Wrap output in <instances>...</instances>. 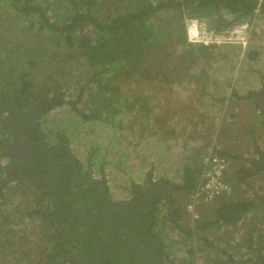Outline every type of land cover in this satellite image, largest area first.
Segmentation results:
<instances>
[{"label":"trees","instance_id":"16d2710c","mask_svg":"<svg viewBox=\"0 0 264 264\" xmlns=\"http://www.w3.org/2000/svg\"><path fill=\"white\" fill-rule=\"evenodd\" d=\"M259 3L260 0H0V161L10 159L4 145L10 138L8 105L11 100L23 110L50 102L44 113L52 114L62 109L71 113V119H78L87 127L100 125V128L104 126L115 135H121L114 139L117 147V151H114L119 157L103 164L96 163V169L103 170L99 176H104L106 163L117 166L122 156L134 158L132 151L138 148V143H132L123 129L132 124L135 131L130 135H138L140 123L135 117L136 113H150L153 110L151 95L146 93L150 86L155 83L163 87L174 86L182 81L183 74L195 69H201L208 77L211 68H202V62L218 60L220 65L217 71L223 68V75L228 74L227 83L219 92L224 95L220 102L226 100L224 91L230 87L240 50L234 47L188 45L183 26L185 17L206 18L214 29H223L243 20H254L253 13ZM263 16L264 11L255 19L261 31L264 30ZM258 35L254 30L252 39L257 40ZM252 44L251 40L250 47ZM44 81L47 83L46 89L43 87ZM217 83H221V80L218 79ZM237 95V98H251L253 93L247 91L245 95H240V92ZM163 117L168 118V114L164 112ZM160 125L166 127L167 132L171 128L164 120ZM47 138L45 141H48ZM149 142L152 146L160 147L162 152L160 156L148 160L149 165L156 168L170 162L166 172L176 173L177 177L167 175L158 179V171L151 168L147 175L140 178L142 183L147 180L164 182L173 188L171 197L172 194L192 195L199 183L201 166L197 168L191 165L192 156L189 157L184 150L157 145L155 139ZM248 163V168L241 169L236 177L240 186L264 173V157L259 167L254 165L257 162ZM140 167L139 170H142L147 166L141 163ZM6 171L7 164L5 166L2 162L0 201L6 202L4 195L5 192L9 193L13 209L26 207L24 212L29 222L26 224L27 232L23 233L20 224L2 215L3 229L22 244L18 248L14 244L0 246V252L5 257H15L20 249V254L30 256L37 251L33 247L40 246L39 249H42L43 243H51V247L45 246L48 249L44 259L33 258L38 259L36 264H54L56 256L61 255H65L67 264H70L66 246L68 243L74 244L75 238H81L80 234L76 230L72 233L62 232L69 222L59 225L63 228L58 235H54V230L51 233L52 227H46L36 234L34 231L40 229L42 223L50 221L46 213L50 205L42 208L43 200L36 196L38 192L16 179H8ZM137 178L130 179L127 193L134 191L138 185L135 183ZM23 190L34 196V202H30ZM181 209L182 206H176L170 214L168 204L162 199L157 200L154 206L151 230L163 229L167 222L165 230L169 227L171 233L180 231L182 234L178 241L168 237L172 248L177 249L176 245H181L179 249L185 250L192 258H198L201 253L199 258L204 260V264H247L255 259L264 263V226L261 225V222L264 224V193L243 199H221L210 215L201 213L202 217L194 229L180 225ZM163 211H166L164 218ZM253 213L255 216L261 213L262 217L254 220L253 227H249L243 221L255 219L251 216ZM32 222L37 226L36 230L31 227ZM239 226L250 230L246 244L242 247L240 242L228 251L219 248L218 243L222 239L232 242ZM71 227L80 228L76 224ZM225 227L232 228V236H225ZM23 236L25 242L21 241ZM66 236L67 240L64 239ZM80 247L74 245V248ZM243 252L248 253L245 255ZM218 253L226 260L211 259ZM63 264L66 263L63 261Z\"/></svg>","mask_w":264,"mask_h":264},{"label":"rangeland","instance_id":"374dc122","mask_svg":"<svg viewBox=\"0 0 264 264\" xmlns=\"http://www.w3.org/2000/svg\"><path fill=\"white\" fill-rule=\"evenodd\" d=\"M258 30L259 28L257 27L256 32L259 33L260 30ZM230 47L237 48L236 46ZM218 65H220L218 60H205L202 62V68H211L208 70V77L204 74V72L201 71V69H195L183 74L182 81L179 84H175L174 86L170 87H163L160 83H155L154 85L150 86L148 90H146V93L151 95L152 104L150 103V105L153 106V110L150 113H144L143 111H138L136 113L135 117L140 123V126L137 127L138 135H130V133L133 134L135 131L132 124L126 125L123 129V132H125L124 134L128 135V138L132 140V143H138V148L133 149L132 151L135 155L134 158L127 156V160L125 156H122L117 166L111 165L110 163H106L105 165V174L103 173L104 176L102 177L106 180L113 199L125 196L126 193L124 194V191H127L126 189L131 183L130 179H133L137 176L138 178L135 180V183H142V179L140 178H143L145 175H147L146 172L151 168H154L155 171H158L156 176L158 179L159 177H166L167 175H171L173 178L177 177V175H175L176 173L166 172L168 165L171 164L170 162L156 168L153 165H149L148 160H153L162 153L160 147L149 144L151 139H155L157 145H164L168 148L178 151L184 150L188 152L189 157L192 156L190 154L194 153L195 156H192L191 165L193 162L197 168L200 166L203 153L199 150H196L195 145H197L199 139L208 143V138H210L212 135H216L219 127L217 124L220 122L224 124V126L221 128V131H219L221 133L220 135H241L239 139L240 143L235 150V152H240H237L236 156L241 155L244 151L250 150L257 145H264V135L261 133V127H258L260 116H258L257 121L249 123L248 119L244 120V116L247 117L245 109H241L236 106L238 101L237 93L240 91H236L235 93L234 90L230 91L228 87L224 91V93H226V100L224 102H220L224 98V95L220 94L219 92L223 89V86L226 85L227 82H225V80L228 74L223 75V68L217 71ZM258 69L259 64H252L251 66H248V69L245 70L247 72L244 71V80L246 81L242 83V86H246L249 84V82L253 81L251 75L258 77ZM231 74L229 75L231 76ZM218 79L221 80V83H217ZM233 79H235V71L229 82L230 89L232 88L231 83H234L235 81H233ZM43 87L44 89L47 88V83L45 81L43 82ZM71 93L73 94V92ZM236 110L239 111L240 116L236 113ZM252 110L253 109L251 108L249 109V111ZM164 112L168 114V118L163 117ZM223 113L224 115L222 117ZM234 113L237 114L235 115L236 117L234 116ZM70 116V112L62 109L55 110V112L52 114L44 113L43 117L40 118V125L44 134L48 136L47 140L52 141L50 143H59L61 138L64 139V141L68 143L71 153L77 157L81 163H83V166H91L92 170L97 174V176H99L100 172L102 173L103 170H97L96 163L99 162V164H103L112 158L119 157L116 153L117 147L114 144V139L120 138L121 135H115V133L110 131V128H106L104 126L100 128V125L96 126V128L87 127L80 121H77L78 119L76 121L71 119ZM146 116L148 117V120H146ZM228 116L232 119H235L236 121L234 120V123L232 124H228V122L225 121L222 122L223 120H227ZM238 116L239 120L237 121ZM163 120L166 121V125H170L171 127L168 132L166 127L160 125V122H163ZM59 131L60 133L57 134ZM117 131H120V129ZM140 137L143 138L139 139ZM224 154L228 160L229 154L233 157L235 156V154H233L231 151L224 152ZM146 156L147 159H145ZM141 163L147 167L139 170L141 169ZM235 167L238 171L242 167V164L236 162ZM262 181H264V178L262 175H259L252 178V180L249 182V190H253V192H251V196H260V194L264 193V187L262 186L264 185V182ZM258 182H260L262 185H260ZM228 184L232 186L233 182L231 181ZM193 194L194 193H192V195L190 193L180 195L172 194V208H175L176 206H182V218L185 222V217L182 214L185 211L186 221H188V223L190 220L188 219L189 214L186 212V210L187 206L191 204L190 201L192 200ZM36 196L39 198L38 195ZM5 199L6 202L0 201V215H5L7 218L11 217L13 222L20 224L21 231L26 233V224L29 222L27 217L24 218V215H26L24 212L26 207H22L21 209L18 207L19 210L13 209V204L10 203L9 196L5 195ZM43 203L45 202H41V207L44 206ZM202 205L205 204H201L200 207ZM47 207L48 206L46 205V208ZM200 207L199 212L203 210L200 209ZM10 209L14 210H11L13 214L10 213ZM206 210L208 211V214L210 210ZM164 213L166 214V211H163L162 218H164ZM255 220H257V218ZM167 225L168 224L166 222L163 229L162 227L160 228L164 230ZM180 225L184 226L181 221ZM253 225L254 224L249 223L248 226L253 227ZM261 225L264 226L262 222ZM31 227L37 228L33 222ZM41 227H52L53 230L56 229L55 224L51 221L42 223ZM186 227L191 228L188 224H186ZM3 228L4 221L1 219L0 246L6 247L8 245L14 244L16 248H18V246L22 243L16 242L12 234ZM65 229L72 230L74 228L69 225ZM65 229H63L62 232L67 233ZM161 229H159V231ZM42 230L44 229L40 228L34 232L39 234ZM4 231H6V233H4ZM249 231L250 230H248L246 227L243 229L239 228L232 242H227V239H222V242L220 240L218 243V247L221 249L226 248L225 250L228 251L230 248L236 246V244L240 242H242L243 247L248 241L247 238L250 237V234H248ZM77 232L80 234V236L83 235V233L80 231ZM161 232H159V234H161ZM58 233H61L60 229L58 230ZM164 233H168V237H172L174 241L180 240L182 236L180 231L171 233L169 227L164 231ZM225 236L229 235L225 234ZM24 237L25 236H23V239L21 240L22 242H25ZM210 240H213V238H210ZM163 242L165 244V250L168 252L167 255L171 260H174L175 264H204V260L199 258L201 257V253L198 254V258H192L190 255L185 253V250L179 249L181 245H176L177 249H174L168 245L166 240H163ZM45 246L51 247L52 244L43 243L44 248L42 247V249H39L40 246L33 247L37 251L30 256L27 253L20 254L22 252L20 249H18V252H16L17 254H15V257L12 255H10V257H5L3 256V253L0 252V264H36L38 259L33 260V258L37 257L39 259H44L46 257L48 248ZM214 251H212V253H216ZM246 253L248 252H243V254L247 255ZM56 258L57 259L54 261V264H63V261L66 264L68 263V259L65 255H61L59 257L56 256ZM179 258L180 260H178ZM211 259H217L219 261L226 260L221 255H219V253L213 256ZM241 259L243 260V258ZM237 261L240 260L238 259Z\"/></svg>","mask_w":264,"mask_h":264},{"label":"flooded vegetation","instance_id":"af4514ba","mask_svg":"<svg viewBox=\"0 0 264 264\" xmlns=\"http://www.w3.org/2000/svg\"><path fill=\"white\" fill-rule=\"evenodd\" d=\"M8 106L10 138L4 145L10 156L7 177L37 191L45 204L50 205L46 213L56 226L54 235L63 228L59 225L66 222L69 223L64 229L73 224L80 227L65 229L67 233L74 230L83 233L81 238H75L74 244L66 246L70 264H143L145 253L133 242L143 245L147 264H175L163 248V240L169 234L164 233L165 229L151 230L157 200L167 203L170 214L173 213L172 187L147 180L136 185L133 192L124 191L125 196L113 199L106 180L97 176L91 166L84 167L64 139L54 144L45 141L39 119L48 102L25 110L14 100ZM1 218L2 215L0 222ZM74 245L81 247L77 249ZM247 264L264 263L255 259Z\"/></svg>","mask_w":264,"mask_h":264},{"label":"crops","instance_id":"0c3cea01","mask_svg":"<svg viewBox=\"0 0 264 264\" xmlns=\"http://www.w3.org/2000/svg\"><path fill=\"white\" fill-rule=\"evenodd\" d=\"M260 18H262V17H260ZM263 18H264V16H263ZM252 41H253V44L249 48V51L247 52V55L244 58L241 56V53L239 52V58L236 60L238 66L235 67V81H234V83H231L232 88L230 89V87H229V90L230 91L234 90L235 93H236V91H240V95H245V93H247V91H250L253 93V96H251V98H243V97L237 98L238 101H237V103L236 102L235 103L237 104L236 105L237 107H239L241 109H243V108L245 109L247 117L244 116V120L248 119L249 123L257 121L258 116H260V122L258 123V127L259 128L261 127V130H262L261 133L264 135V116H263V113H264V81H263V79H264V30L263 31L260 30L257 40L252 39ZM224 47H230V46H224ZM236 49L239 50L238 48H236ZM251 55H253L254 57H251ZM240 59H241V61H240ZM252 64H259V69H258L259 70V75H258L259 78L251 75V78L253 79V81L249 82V84H247L246 86H242V83H244L246 81V80H244V78H245L244 71L246 69H248V66H251ZM244 65H245V69H244ZM245 72H247V71H245ZM237 82H239V83L237 84ZM250 108L253 110L249 111ZM236 113L239 115L238 110H236ZM237 114L234 113V116ZM223 115H224V113L222 114V117H223ZM239 116L237 117V121L239 120ZM234 120L235 119H232L231 117L228 116L227 120H223V121L221 120V121L222 122L225 121V122H228V124H232V123H234ZM244 122H246V121H244ZM217 125H219V127H218L216 135H212L210 138H208V143L203 142L201 139H199L197 145H195V148H196V150H199L203 153V157H202L201 163H200L201 170H203V166H202L203 158L207 154L208 150L213 148L218 154H220L224 157H226L224 152H227V151L233 152V154H235L234 157L230 154L228 155V158L230 161V167L228 168V171L225 174L226 183H229L232 181L233 184H232V186H230L228 184L230 186V192L228 194L222 195L221 197H219L217 200H215L212 203L202 205L200 207V209H203V210H201L200 216H201V213H203V212H205L207 214L208 211L206 209L210 210L209 213L207 214V215H210L214 205H216L221 199H228V198L243 199V198L251 197V192H253V190L252 189L249 190L250 189L249 182L252 179L247 181L246 185L240 186L237 183L236 177L238 176V172L241 169L248 168V166H249L248 162H251V161H252V163L257 162L254 165L259 167L260 166L259 162L264 157V145L263 146L257 145L250 150L244 151L241 155L236 156V153L240 152V151L235 152V150H236V147H238V145L240 143L239 139H240L241 135H220L221 133L219 131H221V128L224 126V124L220 122ZM233 132H235V131H233ZM181 139H182V137H181ZM178 141H181V140H178ZM190 155L195 156L194 153H192ZM234 159H236V160L233 161ZM236 162H238L239 164H242V167L238 171L235 167ZM192 165L195 166V164L193 162H192ZM201 173H202V171H201ZM259 175H262V177L264 178V173H260ZM259 175H257V176H259ZM262 182H264V181H262ZM258 183H260V182H258ZM260 185H262V184L260 183ZM262 186L264 187V185H262ZM197 187H198V185H197ZM197 187H196V189H197ZM183 208H184V204H183ZM251 216L254 217L255 219L262 217L261 213H260V216H259V213H257L256 216L253 213V214H251ZM255 219H253L250 222L243 221V223H246V224L253 223V221ZM184 224H186V221L184 222ZM244 227L245 226H239L238 228L243 229ZM223 233L227 234V235L229 234L230 236H232L233 235L232 228L225 227V230Z\"/></svg>","mask_w":264,"mask_h":264},{"label":"built area","instance_id":"2783aa9c","mask_svg":"<svg viewBox=\"0 0 264 264\" xmlns=\"http://www.w3.org/2000/svg\"><path fill=\"white\" fill-rule=\"evenodd\" d=\"M263 3L264 0H260L256 7L253 13L254 20H243L223 29H214L210 24L211 21L206 18H186L184 24L188 43L203 47L237 46L244 58L250 47L253 32L257 29L255 19L260 14ZM202 166L198 187L190 201L191 204L187 206L192 223L200 218L199 206L201 204L212 203L230 192V186L225 181V174L230 167V162L226 157L212 148L204 156Z\"/></svg>","mask_w":264,"mask_h":264},{"label":"clouds","instance_id":"9594fccd","mask_svg":"<svg viewBox=\"0 0 264 264\" xmlns=\"http://www.w3.org/2000/svg\"><path fill=\"white\" fill-rule=\"evenodd\" d=\"M263 6H264V3H263ZM262 6V7H263ZM189 17H193V16H187V17H185V19L186 18H189ZM199 18V17H198ZM185 19H184V22H185ZM184 22H183V26L185 27V24H184ZM185 30V34H186V29H184ZM186 37H187V34H186ZM187 42V44L188 45H190L189 43H188V40L186 41ZM190 46H193V47H203V46H194V45H190ZM2 162H4V164H5V166H6V164H7V161L5 160V159H2L1 161H0V165H1V163ZM200 180V179H199ZM155 182V181H154ZM164 183V182H163ZM140 184V183H139ZM199 184V183H198ZM13 185V184H12ZM5 192V191H4ZM23 194L25 195V194H27L28 195V198H29V200H30V202H34V196L33 195H31V193H27L26 191H24L23 190ZM5 195H7V196H9V201H11L10 203L12 204V200H11V195L9 194V193H6L5 192ZM5 195H4V198H5ZM2 195H0V197H1ZM43 205L46 207V204L45 203H43ZM200 207V206H199ZM42 208H44V207H42ZM186 212H188V210H186ZM200 213V212H199ZM188 214H189V212H188ZM183 215H184V217H185V221H186V216H185V212L183 213ZM5 216V215H4ZM25 217H26V215H25ZM200 218H201V216H200ZM199 218V219H200ZM188 219L190 220V222L188 223V221H186V224H188L192 229H194V227H195V224H196V222L199 220H197L196 222H194V223H192L191 222V218H190V215H188ZM181 222L184 224V220H183V218H182V215H181ZM185 224V225H186ZM165 240H166V242L168 243V245L170 246V244H169V242H168V236H166V238H165ZM164 243V242H163Z\"/></svg>","mask_w":264,"mask_h":264},{"label":"water","instance_id":"95a60500","mask_svg":"<svg viewBox=\"0 0 264 264\" xmlns=\"http://www.w3.org/2000/svg\"><path fill=\"white\" fill-rule=\"evenodd\" d=\"M264 11V9H263V7L261 8V11L260 12H263ZM251 57H254L253 55H251ZM49 103V105L51 104L50 102H48ZM123 239H125V240H128V241H131V242H133L131 239H129V238H126V237H122ZM135 245H137V246H139L143 251H144V253H145V259H144V262H143V264H147V254H146V252H145V250H144V247H143V245H141V244H139V243H137V242H133Z\"/></svg>","mask_w":264,"mask_h":264}]
</instances>
